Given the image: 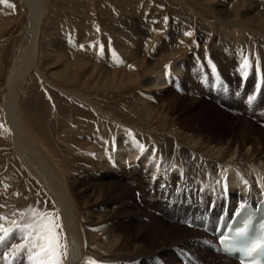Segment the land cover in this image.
Segmentation results:
<instances>
[{"label": "rangeland", "instance_id": "obj_1", "mask_svg": "<svg viewBox=\"0 0 264 264\" xmlns=\"http://www.w3.org/2000/svg\"><path fill=\"white\" fill-rule=\"evenodd\" d=\"M224 1L228 3V0ZM261 1L264 9V0ZM41 2L38 56L34 58L33 64H29L31 72L24 73L11 87L7 86L9 74L18 61L19 48L31 24L32 15L28 0L7 2L0 0V213L7 218L3 222L12 233L6 235L4 242L0 244V264H28L26 253L21 254L18 250H13L15 244L23 241L19 233L12 232L14 228L12 221L23 222L22 214L28 213L31 208L52 211L60 217L65 236L64 243L67 245V255L63 264L93 262L114 264L109 258L116 259L121 255L117 253L114 245L107 249L103 247L102 252H97L100 239L94 236L91 237L93 239L90 237L86 239L82 234V238L78 239L81 242L79 243L81 260L75 258L71 242L73 238L65 225L64 216L62 218L61 207L56 204L59 201L50 189L29 174L15 154V145H18V141L9 115L11 97L13 106L17 113L19 112L18 115L21 114L24 131L32 137L41 153L42 157L38 159L47 167L50 176L56 175L53 178L58 177L59 183L69 185L68 189H71L68 194L75 220L72 223L73 227L74 224H77V228L87 226L89 223L87 224L88 218L85 213L97 211L98 203L109 206L107 210L104 207L100 210H105V214L107 212L108 216L114 217L113 222H109L110 229L125 237L124 241L138 237L141 218L146 219L152 214V217L173 227L187 225L189 228L200 230L204 219L210 220L211 215L215 223L218 220V213L222 212L221 206L213 211L212 207L210 209L208 206L187 205L185 202L183 203L188 207L175 205L169 198H175L179 190L177 193L174 191V197L169 195L171 189L168 188L173 186L170 178L168 183L165 178L161 179V182L155 178L151 181L144 180L155 174L148 170H142L133 177L122 175L120 172L114 173L115 169L109 168L107 162L94 161L92 165L86 163L83 170L76 157H84V153H87L86 156L93 154L96 149L89 150L86 141L90 144L91 134L106 131L112 127L113 122H120L131 129L134 127L166 134L173 141L177 136L180 146L191 145L190 149L195 153L202 148L206 149L204 144L209 145L214 142L212 141L214 138L216 140L223 134L235 132L236 128L239 132L241 129L236 124L240 117L254 120L257 124L261 123L256 120L264 116V109L260 111L261 103L264 101V80L255 83L253 81L264 75V39L263 43L256 44L260 37L264 38V15L258 18L260 21L250 22L249 18L243 15L246 10L240 7L239 2H234L233 5L231 2L229 6L231 15L224 16L216 10L220 0H41ZM165 17L169 18L167 22L164 20ZM185 31H191L193 35L186 37L183 35ZM232 32L239 34L234 35ZM250 37L255 40L251 41ZM26 40L24 44H27ZM250 42L255 43L251 45ZM238 43L246 49L234 48L233 44ZM80 44L85 47L81 49ZM227 44L229 45L226 46ZM101 45L104 47L103 53L100 51ZM215 53L220 54L226 61V73L220 70L213 58ZM244 56L250 57L254 62L246 76L239 70ZM212 64L216 70H212ZM166 66L172 68L170 69L173 71L172 82L170 81L165 89L145 88L143 84L146 78L156 75L167 68ZM174 66H178L177 73H174L176 70ZM221 80L225 84L222 87ZM235 95L236 97H233ZM249 96L255 97L251 103H248V100L241 102L242 97L246 99ZM178 97L182 98L183 102L171 111L163 110L161 102H158ZM227 97L229 98L225 100ZM224 102L230 104L225 107L216 104ZM216 105L227 112L226 115L217 109ZM27 114L32 118L31 121L26 117ZM76 120L79 121L80 128L75 127ZM33 121L36 124H32ZM108 142L113 143L114 140L110 137ZM90 145L97 148L93 141ZM127 169L128 167L125 171ZM34 173L38 177L35 171ZM74 174L80 180L85 178L86 182H74ZM86 176L92 178L87 179ZM111 180H114L111 184L118 188L114 196L120 190L119 193L123 194L141 186H156L148 197L150 206L144 203L139 191L129 194L130 199L133 197L131 201L138 204L136 211L141 208L142 211H147L148 215H132L135 213L133 207L114 215L119 206L111 205L114 196L99 199L92 204L93 198L90 196L89 199L88 189L96 183L105 188L106 185H111ZM139 180L136 185L132 182ZM71 185L73 187H70ZM158 188L159 194H155ZM203 188L204 194H215L214 190L208 191L211 188L209 185L204 184ZM186 192H190V188ZM184 195L189 198L188 200L192 198L189 193ZM157 198L160 200L154 201ZM180 198L182 201L183 198ZM197 198L201 200V197ZM89 228L94 234L102 232L98 228L91 226ZM104 239L105 236L102 237L103 241ZM143 240L139 239L143 246L148 244L149 239ZM208 246L211 247L210 244ZM5 250L12 251L8 254ZM162 257H141L137 263L191 264L194 261L189 248L169 247ZM221 258L226 260L224 257ZM4 260L6 263H3Z\"/></svg>", "mask_w": 264, "mask_h": 264}, {"label": "bare ground", "instance_id": "obj_2", "mask_svg": "<svg viewBox=\"0 0 264 264\" xmlns=\"http://www.w3.org/2000/svg\"><path fill=\"white\" fill-rule=\"evenodd\" d=\"M231 2H232V5L234 2H237V3L239 2L240 7L246 10V12L244 11L245 13L243 15L249 18L250 22L260 21V19L258 18L264 15V9H263V4L261 0H258V1L257 0H236V1L228 0V3H226L224 0H220L219 2L220 4L218 3V6L216 7L217 12L224 16L231 15L229 11L230 9L229 6ZM28 5H29V9L32 15V17L30 15L31 24L28 27L24 41L19 48L20 55L18 56V61L15 62L9 74L7 86H11V87L13 86L15 80L16 81L19 80L24 73L31 72V69L29 70V66H30L29 64H33L32 62H34V58L38 56L37 54V50L39 47L38 35L40 33L39 22L41 18L42 2L41 0H28ZM232 33L234 35L239 34L238 32H237L238 34H236L235 32H232ZM251 35L255 37L254 34H251ZM263 39L264 38L260 37V40L256 41V44L263 43L262 42ZM25 40L27 41V44H24ZM252 40H255V39L252 38L251 41ZM254 43L255 42L251 43V45H253ZM238 44H235V45L233 44V47L237 49L243 48L242 46H240V44L239 45ZM228 45L229 44H227L226 46ZM230 45L232 46V44ZM243 49H246V47H244ZM216 53L213 55V58L218 63V67L220 68V70L226 73L227 63L220 56L222 51L220 52V54H216ZM65 55L66 54H64V56ZM130 57L132 59L133 57L132 53L130 54ZM174 68L176 69L174 73L175 72L177 73L178 66H174ZM170 69L172 70V68ZM172 72H171V75H172ZM171 75H169V68H165L162 71H159L158 73H156V75L146 78L143 85L147 89H150V88L151 89L156 88L158 90L165 89V87L168 86L169 82L171 81V77H173ZM263 80H264V75H261L256 80H254L253 83L261 82ZM225 81L227 82V79ZM12 91L13 90L11 89V92ZM11 92L9 93V95H11ZM228 98L229 97L224 98V99L227 100ZM9 100L11 102V109H9L10 121L15 131V135H17V139L16 138L15 139L18 141V145H15V154L19 157V160H21V164L25 167V169L29 171V174L33 175L34 178L38 179V181L42 183L47 189H50L52 193L56 196L57 200L59 201V203L57 202L56 204L57 205L59 204V206L61 207V210L63 212L62 218L64 216L65 225L69 229L70 235L73 238L71 242L73 245V251L75 250L74 256L77 260L80 258L79 253H80V247H81L79 246V243L81 244V242H79L78 239L82 238L83 236L82 234H84V238L86 239H89V237L91 238L93 236L94 238L100 239L99 244H98L99 249L97 250V252H102L101 248L103 249V247L107 249L111 245H114L115 248L117 249V253L119 252L121 254L116 259L109 258L110 261H114V264H138L137 263L138 258H141V257L161 258L162 256L165 255L166 250L169 247L189 248L194 257L193 258L194 261L191 264H194V263H198V264H239L236 257L234 258L230 255H225L221 252V250H218V251L215 250V247L217 244L216 231H214V233L212 234L207 232L206 229L209 227L207 228L205 227V224H204L205 221L203 222L202 229L200 230H197L194 227L189 228L187 225H184V226L179 225V226L173 227V226H169L168 224H166L164 221L160 219L152 217L153 214L152 216H149L146 213L147 211L144 212L142 211L143 209L141 208H139V210L136 211L138 209L137 207L138 204H135L134 203L135 201L134 202L131 201L133 197L130 199L129 194L134 193L135 191H139V196L143 198V201H145L144 203L150 206L151 202L148 200L149 199L148 197L150 196L152 192L151 190H153V188H156V186H146L145 185L146 187L141 186L142 188L140 187L138 189H135L132 192H129L127 190L128 192L127 193L125 192L123 194H121L122 192L119 193L121 191L120 190L114 196L113 194L116 190L118 191V188L111 184L114 181V180H111L110 181L111 185H108V186L106 185L105 188L104 187L102 188L100 186V183H96L94 186L92 185L93 188L90 187L87 191L89 195V199H90V196L93 198L92 204H94L99 199H106V198H110V196L112 197L114 196L113 197L114 199L111 198V200L113 199L111 202V205L116 206L117 204H119L116 210L114 209L115 210L114 215L122 210L124 211L129 208L131 209L132 207L135 208V213L134 214L131 213L132 215H137V214H140V216H142V214L148 215L147 217L145 216L146 219L141 218V222L139 223L141 224L139 228L140 229L139 236L135 238L136 240L131 237L127 241H124L125 237H122L120 234L115 233L110 229L111 225L109 224V222L112 221L114 217L108 216L107 212L106 214L104 213V211L109 208V206L105 203H98L97 211L95 212L88 211V213H85L87 214V218H88L87 224L89 223L87 226L83 225L84 227L78 226L77 228V224H74V227H73L72 223L75 220H73L72 205H71L72 202L68 194V192L71 190L70 188L68 189L69 185L67 186L64 183L62 184L59 183L57 180L58 177L56 179L53 178V176H56V175L50 176L49 174L50 172L47 171V167H45L43 162L40 159H38V157L41 156V153L38 151L37 147L35 146V143L32 137L24 131L22 120H21V114L18 115L19 112L17 113L16 108L13 106L12 97ZM219 100L220 99H218V101ZM245 100H248V98L246 99L244 97L241 98V102L242 101L244 102ZM194 101H198V100H194ZM158 102H161L160 106L163 108V110L166 109V111H171L176 105L183 102V100L182 98L178 97V98H170V99L168 98L166 100H159ZM248 103H249V100H248ZM216 104H218L219 107L221 106L225 107L229 105L230 103L224 102L223 104H220V103H216ZM218 106L216 105L215 107L221 110ZM263 109H264V101L261 103L260 111H262ZM221 111H223V114L226 115L227 112H225L224 110H221ZM251 116L253 117V115ZM26 117L31 121L32 118L29 117L28 114ZM256 121L261 122V123L257 124L254 122V120L250 121L248 118H245V117L238 118V122L236 126H238V128L241 129L239 132H237V128H236L235 132H232V133L229 132V133L223 134V136L218 137L216 140L215 138L214 140L212 139V141H214L215 143L211 142L209 143V145L208 143L207 144L205 143L204 145L206 146V149L202 148L201 150H197L198 153H195L194 151H192L190 149L191 145L189 144H188L189 148L186 147V145L185 147L180 146V143H178L179 141H178L177 136L174 137L175 141H173V139L169 138V136H167L166 134H162V133L158 134V133H154L151 131H144V130L134 128V127L131 129V128L126 127L120 122L118 123L113 122V124L111 123L112 127L108 128L106 131H103L102 133L98 132L97 134H94V135L91 134L90 138L92 139L93 142L96 143L97 148L93 145H90L92 141H90V144L88 143V141H86L87 142L86 146H88L87 148L89 150L95 151L96 149L94 153L92 152L93 154L86 156L87 153H84L85 154L84 157L83 156L81 157L75 156V157H76L77 163L80 164V168H83V170L86 167L85 166L86 163H89L92 165L95 162H98V163L107 162L109 165V168L115 169L113 171L114 173L120 172L122 175H128V176L133 177L142 170H148L150 172H155V174L153 176H149L148 178H145V179L143 178L144 180L147 179V181H151L153 180L152 178L159 175L160 178H155V179L160 181L161 179L165 178L168 183V178H170L173 181V186H171V188H168V189H171L169 195H172V197H174L175 196L174 191L177 193L178 190H179V193L177 194L175 198H169V197L168 198L173 201L172 203H175V205H178V206L188 207V206H185V203H186L187 205H193V206H197V205L201 207L208 206L210 207V209L212 207L213 211H215L216 208L220 207L221 202L224 201V207H221L222 212L218 213L217 219L219 222V217L222 216V219L227 221L228 223L229 219L234 215V213L237 212L239 209H241L240 207L241 204H244L245 206H248V205L256 206L257 202L264 198V116ZM32 124H36V123L33 121ZM74 125L76 128H80L79 121L77 122L76 120L74 122ZM89 130H92V129L89 128ZM67 134L69 133L67 132ZM110 137L111 139L114 140L113 143L108 142V138ZM87 139H89V137ZM137 144L145 145L147 147V150L141 152L139 146H136ZM161 157H163V160H161ZM157 164L162 165L159 173H157V168H156ZM127 167L128 169L127 171H125V168ZM34 171L38 174V177L35 176L36 174L34 173ZM4 176L2 178H4ZM69 177L71 179V176ZM90 177L92 178V176H86L87 179ZM73 179H74V182L76 181H79L81 183L82 181L86 182L85 178L83 180H80L76 176V174H74ZM140 180L138 182H135V181H132V182L134 183V185H136V183H139ZM217 180H220L222 183L217 184L216 183ZM244 181H247V184H245ZM224 182H226V191L223 188ZM204 184L209 185L211 188L208 189V191L210 190L211 192L212 190H214L215 194L218 195V197L215 194L213 195L212 193L204 194V190H203ZM166 185L167 184H165V186ZM70 187H73V185H71ZM188 188H190V192H186ZM156 190L157 192L155 193L154 191V193L159 194V188ZM183 191H185L184 193H187V194L189 193L191 195L190 197L192 198L188 200L189 198L187 199V196L184 195ZM73 192H75V190H73ZM82 196L83 195H79V197H82ZM197 196L201 197V200L197 198ZM79 197L77 196V199ZM180 197H182L183 199H186V201H183V199L182 201H180L181 200ZM157 200H160V199L157 198L154 201L157 202ZM162 200L164 201L165 199H162ZM204 203L207 205L204 206L203 205ZM226 205H227V210H225ZM101 207H104L105 210H100ZM201 209L202 208H200V210ZM226 213L228 216L225 218ZM0 216H1V213H0ZM105 216H108V217H105ZM199 216H201L200 211H199ZM211 216H210V221L213 223L212 225H214V221L212 220ZM143 222H145V224H143ZM2 223H5V222L2 221ZM217 224L215 225V227L217 226ZM75 225H76V228H75ZM89 226L98 228L102 232L99 234L98 233L94 234L93 231L90 230ZM187 227L191 229L192 231L189 230ZM213 229L215 230L216 228H213ZM85 234L87 235V237H85ZM104 236H105V239L103 241L102 237ZM139 239H142V240L149 239V242L145 241V242H148V244L146 243L143 246L142 242H139ZM208 244H210L211 247H209ZM212 244H214L213 247H212ZM147 246H150V247H147ZM5 251L6 253L10 254L12 250L11 251L5 250ZM221 257H224L226 260H222ZM7 261L9 262V259H7ZM3 263H6V261L4 260ZM186 264H189V262Z\"/></svg>", "mask_w": 264, "mask_h": 264}, {"label": "snow or ice", "instance_id": "obj_3", "mask_svg": "<svg viewBox=\"0 0 264 264\" xmlns=\"http://www.w3.org/2000/svg\"><path fill=\"white\" fill-rule=\"evenodd\" d=\"M4 2H7V0H4ZM164 20L167 22L169 18L165 17ZM97 30L99 31V29ZM183 35L191 37L193 33L185 31ZM180 43H183V41H180ZM80 47L83 49L85 46L80 44ZM100 51L103 53V45L100 46ZM253 65L252 59L244 56L239 65V70L246 76L248 69ZM166 67L169 68V75H171L170 66ZM212 70H216L214 64H212ZM220 86H223V81L220 82ZM254 99V96L248 97L250 103ZM138 146L141 152L147 150V147L143 144H138ZM161 160H163V157H161ZM161 167V164L156 165L157 173L160 172ZM154 178L160 177L157 175ZM216 183L221 184L222 182L217 180ZM244 183L247 184V181H244ZM223 188L226 191V182H224ZM240 207L243 209L245 205L241 204ZM6 219V217L0 216V244L4 242L6 235L12 234L9 228L2 223ZM22 219L23 222L12 221L14 225L12 232L19 233L20 239L23 241V243L15 244L13 250H18L21 254L26 253L25 258L28 264H63L64 257L67 255V245L64 243L63 226L58 214L52 211H40L37 208H31L28 213L22 214ZM262 248H264V240H258L245 249V255L252 256L254 252ZM93 264H99V262H93Z\"/></svg>", "mask_w": 264, "mask_h": 264}]
</instances>
